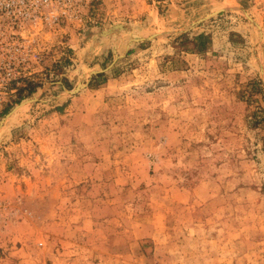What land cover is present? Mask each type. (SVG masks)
Here are the masks:
<instances>
[{
    "label": "rangeland",
    "instance_id": "rangeland-1",
    "mask_svg": "<svg viewBox=\"0 0 264 264\" xmlns=\"http://www.w3.org/2000/svg\"><path fill=\"white\" fill-rule=\"evenodd\" d=\"M36 37L0 264H264V0H99Z\"/></svg>",
    "mask_w": 264,
    "mask_h": 264
},
{
    "label": "built area",
    "instance_id": "built-area-1",
    "mask_svg": "<svg viewBox=\"0 0 264 264\" xmlns=\"http://www.w3.org/2000/svg\"><path fill=\"white\" fill-rule=\"evenodd\" d=\"M98 1L0 0V107L40 63L36 36L93 17Z\"/></svg>",
    "mask_w": 264,
    "mask_h": 264
},
{
    "label": "trees",
    "instance_id": "trees-1",
    "mask_svg": "<svg viewBox=\"0 0 264 264\" xmlns=\"http://www.w3.org/2000/svg\"><path fill=\"white\" fill-rule=\"evenodd\" d=\"M199 37H202V35H199Z\"/></svg>",
    "mask_w": 264,
    "mask_h": 264
}]
</instances>
